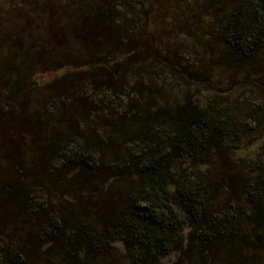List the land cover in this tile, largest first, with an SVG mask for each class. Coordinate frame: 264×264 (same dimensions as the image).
Masks as SVG:
<instances>
[{
    "label": "trees",
    "instance_id": "obj_1",
    "mask_svg": "<svg viewBox=\"0 0 264 264\" xmlns=\"http://www.w3.org/2000/svg\"><path fill=\"white\" fill-rule=\"evenodd\" d=\"M255 1L218 12L210 4L214 17L223 14L210 36L221 45L216 64L236 73L255 68L248 85L264 95V0ZM114 43L113 58L89 70L72 55L49 63L52 71L63 63L71 69L52 86L68 103L64 113L73 125L60 134L31 133L38 154L18 152L14 178L0 175V264H162L174 252L176 264H250L264 253V163L238 151L248 148L253 132L264 137V114L241 125L238 113L216 98L206 106L173 104L152 82L115 118L81 109L80 83L111 64L115 76L126 75L141 55L131 44ZM164 66L187 83H210L209 76L176 71L174 63ZM11 119L14 133L26 129L21 117ZM28 178L40 190L37 200ZM177 208L190 227L187 238Z\"/></svg>",
    "mask_w": 264,
    "mask_h": 264
},
{
    "label": "rangeland",
    "instance_id": "obj_2",
    "mask_svg": "<svg viewBox=\"0 0 264 264\" xmlns=\"http://www.w3.org/2000/svg\"><path fill=\"white\" fill-rule=\"evenodd\" d=\"M239 3L255 6L256 1L0 0V175L3 180L14 178L11 170H20L14 156L18 152L30 150L38 154L34 152L33 141H28L31 133L38 129L42 132L37 134L39 138L40 134L65 133L73 125L64 113L63 105L68 103L57 97L59 90L52 86L71 69L63 63L64 68L56 64L57 70L52 71L49 63L55 64L61 58L65 62V57L72 55L89 70L92 63L113 58L116 40L140 49L141 55L126 75L115 76L114 64L90 74L78 86L81 109L85 106L99 109L106 119L115 118L128 103L137 101L140 87L152 82L153 87L163 89L162 93L165 89V99L173 104L187 100L206 106L216 98L238 113L239 124L258 123L260 114H264V95L253 91L247 79L254 74L252 81L256 80L255 68L246 65L236 73L230 65L216 64L213 57L221 45L210 34L221 23L223 14L214 17L209 5L218 12L220 7L230 11ZM107 35V40L103 39ZM172 63L179 68L176 71L186 69L198 77L209 76L210 83H187L178 73L165 68L164 65ZM108 75H111L109 81ZM23 77L29 80L21 81H33L37 85L16 102L9 89L13 81ZM149 77L155 78L149 81ZM12 117H21L26 129L20 128L19 132L15 127V134L10 127ZM246 140L249 146L239 149V155L264 163V137L253 132ZM10 146L12 150L7 152ZM261 176L264 183V171ZM25 181L33 192L31 195L39 199L40 190L31 184L32 179ZM177 211L185 222L187 238L190 227L185 215L178 208ZM114 246L125 252L121 241ZM179 257L180 253L174 252L163 257L161 263L176 264ZM250 264H264V253L252 258Z\"/></svg>",
    "mask_w": 264,
    "mask_h": 264
},
{
    "label": "water",
    "instance_id": "obj_3",
    "mask_svg": "<svg viewBox=\"0 0 264 264\" xmlns=\"http://www.w3.org/2000/svg\"><path fill=\"white\" fill-rule=\"evenodd\" d=\"M37 85L36 82L33 81H21V80H15L12 82L9 93L10 95L16 99V100H21L23 97V94L29 90L32 89Z\"/></svg>",
    "mask_w": 264,
    "mask_h": 264
}]
</instances>
